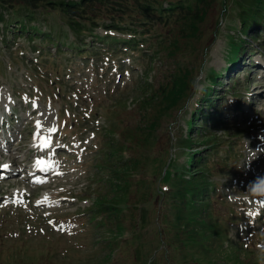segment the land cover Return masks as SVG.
<instances>
[{"label":"rangeland","instance_id":"rangeland-1","mask_svg":"<svg viewBox=\"0 0 264 264\" xmlns=\"http://www.w3.org/2000/svg\"><path fill=\"white\" fill-rule=\"evenodd\" d=\"M203 1L193 27L157 19L137 37L53 12L25 33L0 23V169L55 150L67 172L0 177V264H264L249 191L264 176V24L241 35L238 0Z\"/></svg>","mask_w":264,"mask_h":264},{"label":"trees","instance_id":"trees-1","mask_svg":"<svg viewBox=\"0 0 264 264\" xmlns=\"http://www.w3.org/2000/svg\"><path fill=\"white\" fill-rule=\"evenodd\" d=\"M202 1L169 0L167 2L168 5L164 6L165 2L152 0H0V23H5L4 26L6 28L8 25H13L14 31L21 29V33H25V31L31 29L29 27L30 22L34 20L45 21L46 19L42 17L53 12V17L56 21L58 20L59 23L73 27L74 30L78 29L80 33H90L93 25L103 23L105 27L128 28L134 34L133 36L137 37L138 34H142L150 29L151 26H154L157 19L160 21L165 20L164 23H168L171 17H179V20L184 18L190 21L189 26L193 27L197 20H203V8L198 6L196 10H193L197 6V2L202 4ZM237 5L239 8L238 15L241 23L239 31H241V35L247 33L249 29L255 27L257 24H264V0H238ZM5 12L10 15L9 19L6 18ZM32 28L37 31V28H41V26ZM55 33L59 34V37L55 40L59 44L61 32H52L53 35ZM38 36L33 33L29 37L32 40ZM86 37H79L78 41L84 43ZM46 38L48 40L54 39L51 38V35H48ZM241 40L240 44L236 41L231 42L232 53L230 59L232 62H236L243 53V43L246 40L243 38ZM86 46L84 44V47ZM211 77L213 84L217 83V77L213 74ZM178 94L179 89L171 92V94H165L162 97L163 103L167 101H170V104L175 103ZM189 133L191 135L192 130ZM203 137H209V135H204ZM191 139L189 143L195 141L194 138ZM183 141L187 142L188 139ZM194 154H190V160L193 159ZM120 160L128 161L125 159ZM130 160L133 161V157ZM199 161L196 157L193 163H198ZM126 166L129 165L127 164ZM124 167L117 166L115 168L113 166L115 171Z\"/></svg>","mask_w":264,"mask_h":264},{"label":"clouds","instance_id":"clouds-1","mask_svg":"<svg viewBox=\"0 0 264 264\" xmlns=\"http://www.w3.org/2000/svg\"><path fill=\"white\" fill-rule=\"evenodd\" d=\"M249 191L252 197L264 199V176L254 179L250 184Z\"/></svg>","mask_w":264,"mask_h":264},{"label":"bare ground","instance_id":"bare-ground-1","mask_svg":"<svg viewBox=\"0 0 264 264\" xmlns=\"http://www.w3.org/2000/svg\"><path fill=\"white\" fill-rule=\"evenodd\" d=\"M43 135H47V134H43ZM42 136V135H41ZM40 136V139L42 138ZM40 142H42V140L40 141ZM55 153H56V151H55ZM15 160L13 159L12 161H9L8 162V164H4L3 166H5V167H11V166H13L15 163ZM10 165V166H9ZM61 172V171H60ZM64 174H66L67 172H63ZM4 174V170L2 171V174H0V176L1 175H3ZM44 178V177H43ZM18 183V182H17ZM51 184V178H50V183L49 184H47L46 186L48 187L49 185ZM16 185V184H15ZM40 187H42V186H40ZM60 194L61 193H58L56 196H54V198H56V197H60ZM51 195V194H50ZM50 195H48V196H50ZM51 197H52V195H51ZM53 198V197H52ZM41 204H44L46 207H53V206H56V204H50V203H47L46 201L44 202V203H41ZM42 207H44V206H42ZM263 210H264V208H263Z\"/></svg>","mask_w":264,"mask_h":264},{"label":"snow or ice","instance_id":"snow-or-ice-1","mask_svg":"<svg viewBox=\"0 0 264 264\" xmlns=\"http://www.w3.org/2000/svg\"><path fill=\"white\" fill-rule=\"evenodd\" d=\"M41 163H42V161H41Z\"/></svg>","mask_w":264,"mask_h":264}]
</instances>
